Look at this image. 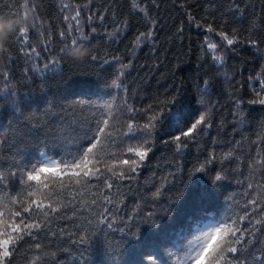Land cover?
<instances>
[{
    "label": "snow or ice",
    "instance_id": "obj_1",
    "mask_svg": "<svg viewBox=\"0 0 264 264\" xmlns=\"http://www.w3.org/2000/svg\"><path fill=\"white\" fill-rule=\"evenodd\" d=\"M92 3L84 0L82 5L70 6L58 0L66 25L58 30L61 55L88 43L97 32L96 21L112 39L131 26L133 17L144 23V30L137 29L131 41L132 58L127 63L121 55H111L117 67L104 80L103 91L82 89L70 93L74 100L53 99L42 111L25 114L9 84V73L0 72L5 81L0 98L11 97L9 107L16 113L15 124L0 131V264H64V254L78 255L79 264H92L96 250L102 252L104 264H264V118L255 139L242 131L251 115L245 108L264 109V63L255 76L248 77L251 98L245 101L235 88L232 93L231 126L233 136L239 131L240 139L229 141L219 154L211 149L203 159L197 157L181 187L170 186L172 172L158 182L146 178L129 208L128 194L134 184L139 188L140 169L158 142L172 148V163L180 170L182 163L176 157L190 146L200 151L210 129L215 125L222 130L226 121L216 119L211 69L200 65L195 73L181 77L174 91L166 90L163 98L154 96L143 108L130 103L127 70L140 45L154 43L159 20L151 9L160 5L158 0H127L128 12L117 20L113 11L109 28L108 8L94 11ZM179 7L185 9L188 23L219 37L213 41L205 35L201 44L217 72L225 68L222 53L228 49L237 52L247 46L264 60V16L253 15L247 27L239 25L235 13L242 15V10L237 0H230L224 11H220L223 5H205L199 18L187 0H180ZM41 8L36 0L3 4L0 11L7 18L30 15L32 24L11 32L0 59L12 62L13 45L28 59H39L37 48H29L31 31L40 35L48 51L53 34L49 30L44 38ZM85 27L90 31L86 33ZM183 32L182 20L175 35L182 39ZM70 58L84 65L101 59L87 48L82 57L70 54ZM60 63L50 56L43 67L47 70ZM108 63L105 58L104 64ZM32 69L39 71L35 62ZM178 71L179 65H173L174 79ZM223 75L229 84L239 83L235 75L229 78L227 70ZM186 81L191 83V95ZM81 96H95V100ZM212 141L216 143L218 137ZM232 184L240 191H229ZM161 212L169 216L168 223H160ZM115 232L120 238L110 239L109 233Z\"/></svg>",
    "mask_w": 264,
    "mask_h": 264
},
{
    "label": "trees",
    "instance_id": "obj_2",
    "mask_svg": "<svg viewBox=\"0 0 264 264\" xmlns=\"http://www.w3.org/2000/svg\"><path fill=\"white\" fill-rule=\"evenodd\" d=\"M22 0H0V10L4 3H15L19 5ZM42 5L39 10L41 20L44 22V38H47L48 31L51 30L53 39L47 44L48 51H44V43L41 41L40 35L36 31L30 32L31 46H35L40 53V58L28 59L20 53L16 46L11 47L12 62L0 59V72L6 71L9 73V84L14 86L18 94V99L21 100L20 107L25 114L29 112H39L47 106V102L55 99L58 103H65L74 100L76 97L71 95L72 92L79 93L82 89L89 92H98L104 90V80L117 67L110 60L111 55L119 54L123 57V62L132 58L128 49L131 48V41L137 34V29L144 30V23L139 17L132 18L131 26L122 31L120 36L112 39L107 36L103 28L96 21L94 26L97 27V32L91 34L90 41L86 44H81L84 49H89L90 52H96L101 59L95 64H81L78 60L70 58V50H66L64 54H60L62 46L58 36V30L66 28L63 22V14L60 12L58 0H36ZM68 5L74 3L83 4L84 0H64ZM230 0H187L188 6L192 13L199 18L204 15V6L215 3L220 7V11L227 8ZM240 3L242 15L235 13L236 22L244 27H247L248 20L253 15L264 16V0H237ZM159 9L152 8V13L158 18L159 22L155 26L154 43H143L135 51L133 65L127 70L126 83L129 84L130 95L129 102L138 108H143L148 103L152 102L154 96L165 94L166 90L170 93L179 85L180 78L186 76L189 72L195 73L198 65L205 70L211 69L213 76L212 82V97L213 101L217 102V121L224 118L226 121L224 128L218 129L215 125L209 131V135L202 141V149L197 151L195 146H190L185 150L183 156L176 157L182 163V169L177 170L176 165L172 163L173 152L171 147L161 145L159 142L150 154V159L140 169V176L137 187L133 185L132 192L128 194L127 205L129 208L133 206L136 193L139 189L144 188L145 179L151 177L158 182L160 176L172 172L173 176L169 177L170 186L175 185L181 187L183 182L187 180L188 169L198 157L203 159L208 150L214 149L217 154L226 150L229 146L228 142L233 139H240L239 131L233 136L231 110V97L234 88L244 96L245 101L250 97L248 77L255 76L260 70V65L264 60L260 59V54L254 49L247 46H242L237 52H232L230 49L223 51L226 58L224 69L217 72V68L213 65L211 54L205 50L201 51V44L205 35H210L213 41H219V37L214 34H207L204 28H197L195 23H188L185 9L179 7L180 0H158ZM115 5V8L110 7ZM199 6V7H198ZM92 10L104 11L107 7V19L105 21L111 28L112 13L115 11L117 20L128 12L127 0H93L90 5ZM22 11V10H21ZM3 14V11H0ZM87 11L82 13L86 17ZM229 19H232V14L229 13ZM184 21L183 38L175 35L176 27L181 21ZM85 22L82 20V24ZM219 23V17L217 19ZM85 32L90 29L85 27ZM155 49V51L153 50ZM28 49H26L27 51ZM107 53V57H105ZM3 53H0V57ZM50 56H55L60 59L61 63L55 68L44 69V64L47 63ZM108 58L109 63L104 64V59ZM35 62L39 71H33L32 64ZM173 65H179L181 71L176 73L175 79L171 74ZM103 68V72H101ZM27 69V71H25ZM227 70L229 78L233 75L236 81L229 84L225 80L223 72ZM4 79L0 75V89L4 87ZM43 84V86H41ZM185 87L189 89L191 95L192 86L190 82H185ZM82 99L91 98L95 100V96H81ZM11 97L0 98V131L10 128V123L15 124L16 113L9 107ZM251 110L249 119L245 122L242 131L246 135H251L255 139V134L258 131L259 121L264 118V109L259 105L247 106L245 111ZM218 137V141L213 143L212 137ZM49 153L52 149L49 147ZM155 173V176L152 174ZM206 179V177H205ZM229 191H240L238 186L232 184ZM150 209H145L148 211ZM175 210L172 215L175 216ZM160 223L166 224L169 221V216L163 212L159 213ZM107 231V230H106ZM110 239L118 240L120 233H109ZM102 239V237H101ZM92 264H104L102 252L96 250L92 254ZM64 264H79V256L73 254H64L61 256Z\"/></svg>",
    "mask_w": 264,
    "mask_h": 264
},
{
    "label": "clouds",
    "instance_id": "obj_3",
    "mask_svg": "<svg viewBox=\"0 0 264 264\" xmlns=\"http://www.w3.org/2000/svg\"><path fill=\"white\" fill-rule=\"evenodd\" d=\"M31 24L32 20L30 15L27 17L22 16L9 19L6 15L0 14V51L4 50L11 32L14 31L17 26L31 27ZM69 54L82 57V55L84 54L83 46H80V48L76 51L70 50Z\"/></svg>",
    "mask_w": 264,
    "mask_h": 264
}]
</instances>
